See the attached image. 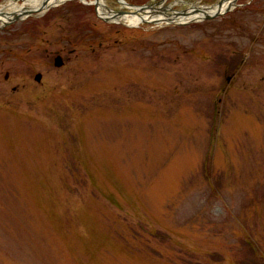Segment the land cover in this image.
Masks as SVG:
<instances>
[{
    "label": "rangeland",
    "instance_id": "374dc122",
    "mask_svg": "<svg viewBox=\"0 0 264 264\" xmlns=\"http://www.w3.org/2000/svg\"><path fill=\"white\" fill-rule=\"evenodd\" d=\"M236 2L131 27L68 0L0 25V264H264V0Z\"/></svg>",
    "mask_w": 264,
    "mask_h": 264
},
{
    "label": "bare ground",
    "instance_id": "6f19581e",
    "mask_svg": "<svg viewBox=\"0 0 264 264\" xmlns=\"http://www.w3.org/2000/svg\"><path fill=\"white\" fill-rule=\"evenodd\" d=\"M68 0H26L22 4L15 3L13 1H9L7 4L3 5L0 8V25L5 24V22L8 21L9 18H11L14 14H17L23 10H32V9H42L44 3H46L47 7H53L60 5ZM235 4L232 3V0H223L222 6L219 8L218 5H214L212 7H201L196 4H193L192 6L197 8L198 10H193L191 13L187 16H181L180 18L176 19L177 21L181 22H187L192 20H199L204 17L205 13L213 14L215 12H224L230 7H234ZM191 7L190 10L193 8ZM98 11L102 15H112L114 12L110 10L104 0H99L98 2ZM205 12V13H204ZM166 20L165 16L163 15H152L149 12L138 16L134 13L122 16L120 18H117L116 21H120L126 24H129L131 26H138L143 21H150L154 23L161 24Z\"/></svg>",
    "mask_w": 264,
    "mask_h": 264
},
{
    "label": "water",
    "instance_id": "95a60500",
    "mask_svg": "<svg viewBox=\"0 0 264 264\" xmlns=\"http://www.w3.org/2000/svg\"><path fill=\"white\" fill-rule=\"evenodd\" d=\"M47 1V0H45ZM98 0H96L95 2V5L96 7L98 8ZM165 2V0H162L161 2H159V4H161L160 7H156V4H148V5H142V6H132V8L135 10L134 14L138 15V16H141L143 13L147 12V11H150V14L152 15H156V14H164L166 16V22L168 23H172V24H175L177 23L176 21V18L179 17L180 15H185L186 12H179V11H175V10H171V9H168L166 7H163V3ZM222 3H223V0H221L219 2V8L222 6ZM233 4L236 3V0H233L232 1ZM50 7H47L46 3H44L42 9L40 10H36V9H32V10H23L17 14H14L11 18L8 19V22H5V25H8L10 23H13L15 21H18V20H23L25 19L26 17L30 16V15H33L35 13H40V12H43V11H46L47 9H49ZM170 10L172 15L169 16V14H167V11ZM198 10L197 8L195 9V11ZM231 10V7L227 9V11H230ZM199 11V10H198ZM200 12V11H199ZM128 12H116L114 13V15L106 18V17H103L99 12H98V16L103 19L104 21L106 22H111L113 19H117V18H120V16H122L123 14H126ZM205 13V12H204ZM223 14L222 12L218 11L216 13H213V14H208V13H205L204 17H202V19H212V18H215L219 15ZM144 23H152L150 21H143ZM182 24V23H180ZM62 64V60L61 58H57L56 59V62H55V65L56 66H61ZM41 74H38L36 75L35 79L36 81H40L41 80Z\"/></svg>",
    "mask_w": 264,
    "mask_h": 264
},
{
    "label": "trees",
    "instance_id": "16d2710c",
    "mask_svg": "<svg viewBox=\"0 0 264 264\" xmlns=\"http://www.w3.org/2000/svg\"><path fill=\"white\" fill-rule=\"evenodd\" d=\"M248 242L250 243L251 241L248 240ZM256 252L259 254V250L257 249V247L255 248ZM264 259V258H263Z\"/></svg>",
    "mask_w": 264,
    "mask_h": 264
},
{
    "label": "flooded vegetation",
    "instance_id": "af4514ba",
    "mask_svg": "<svg viewBox=\"0 0 264 264\" xmlns=\"http://www.w3.org/2000/svg\"><path fill=\"white\" fill-rule=\"evenodd\" d=\"M100 46H101V44H100ZM60 53H61L60 55L64 56V50H61Z\"/></svg>",
    "mask_w": 264,
    "mask_h": 264
}]
</instances>
